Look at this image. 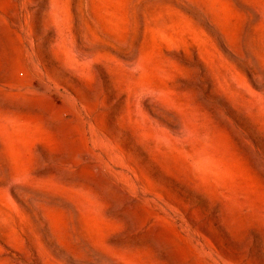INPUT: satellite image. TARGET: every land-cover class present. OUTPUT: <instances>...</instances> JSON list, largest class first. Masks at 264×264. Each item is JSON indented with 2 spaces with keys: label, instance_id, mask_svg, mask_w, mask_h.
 Here are the masks:
<instances>
[{
  "label": "rangeland",
  "instance_id": "rangeland-1",
  "mask_svg": "<svg viewBox=\"0 0 264 264\" xmlns=\"http://www.w3.org/2000/svg\"><path fill=\"white\" fill-rule=\"evenodd\" d=\"M0 264H264V0H0Z\"/></svg>",
  "mask_w": 264,
  "mask_h": 264
}]
</instances>
